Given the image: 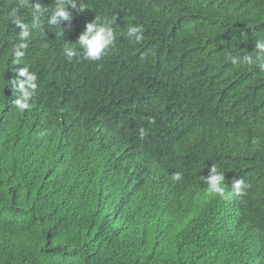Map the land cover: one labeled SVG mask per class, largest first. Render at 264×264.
<instances>
[{
  "label": "trees",
  "instance_id": "16d2710c",
  "mask_svg": "<svg viewBox=\"0 0 264 264\" xmlns=\"http://www.w3.org/2000/svg\"><path fill=\"white\" fill-rule=\"evenodd\" d=\"M83 2L63 37L32 29L16 63L15 0H0V264H264V71L225 59L264 38V0ZM96 16L115 18V49L68 61ZM137 24L140 44L121 35ZM23 66L37 89L21 112L8 82ZM211 164L224 198L201 181Z\"/></svg>",
  "mask_w": 264,
  "mask_h": 264
},
{
  "label": "clouds",
  "instance_id": "9594fccd",
  "mask_svg": "<svg viewBox=\"0 0 264 264\" xmlns=\"http://www.w3.org/2000/svg\"><path fill=\"white\" fill-rule=\"evenodd\" d=\"M79 7L77 8V4ZM77 10V13L88 9L83 0H52L47 6H41L39 2L33 0H15V3L8 8L4 19L20 29L19 43L14 45L13 53L16 63H19L23 49L27 46V41L31 38L32 29L39 28L42 21L54 27H59L61 31L58 35L63 37L64 28L61 27L62 21L71 25L73 15L68 11V7ZM30 9L31 24L24 23L21 18V10ZM115 18L96 16L92 22L86 24L84 32L79 36L75 43L66 41L62 47L64 57L68 61H72L74 57L82 56L84 60L89 62H99L108 56L116 47L117 33L112 27ZM127 39L135 44H140L144 40V28L142 25H129L125 33H121ZM226 61L231 62L238 67H247L249 69L258 67L264 71V38L258 39L254 43V49L243 55L227 54ZM18 92V96L14 99L13 106L19 111L30 110L32 108V99L37 89V75L30 71L29 66H23L18 70L17 77L13 81H9L8 85ZM149 122L154 123V118L149 117ZM44 135V133H40ZM147 131L141 127L139 129L140 139H144ZM171 179L174 182H180L183 179V173L180 171L173 172ZM202 183L206 186L205 191L209 196L224 198L229 193L226 190L225 174L220 171L219 166L211 164L207 176H201ZM251 187L244 179H233L230 185L231 195L236 198H243L247 195L248 189Z\"/></svg>",
  "mask_w": 264,
  "mask_h": 264
}]
</instances>
